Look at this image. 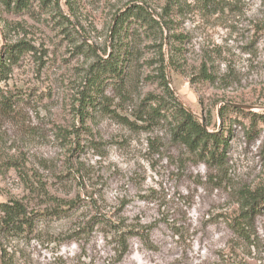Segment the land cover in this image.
Masks as SVG:
<instances>
[{
  "label": "rangeland",
  "instance_id": "1",
  "mask_svg": "<svg viewBox=\"0 0 264 264\" xmlns=\"http://www.w3.org/2000/svg\"><path fill=\"white\" fill-rule=\"evenodd\" d=\"M178 1L166 27L165 0H0V52L27 49L0 84V204L24 212L0 264H264V203L234 227L264 191V0ZM143 2L158 27H116ZM177 105L221 165L173 136Z\"/></svg>",
  "mask_w": 264,
  "mask_h": 264
},
{
  "label": "trees",
  "instance_id": "2",
  "mask_svg": "<svg viewBox=\"0 0 264 264\" xmlns=\"http://www.w3.org/2000/svg\"><path fill=\"white\" fill-rule=\"evenodd\" d=\"M32 0H2V2L14 10H22L26 8ZM204 1V0H203ZM178 0H165L164 6L160 14H156L159 21L167 27V21L165 17L173 11V8L178 5ZM147 4L143 2V5H136L132 10H126L116 21V27L121 24L127 16L134 15L135 17H140L141 19L148 21L151 24H155L157 27L158 22L154 20L147 8ZM149 9L151 7L147 6ZM116 19V18H115ZM115 21V20H114ZM115 27V28H116ZM115 32V31H114ZM27 51L26 44L22 42H17L14 44H9L4 46L0 52V84L6 81V78L10 72V67L18 61L19 56ZM107 62H102L101 65L97 67L95 72L97 73H107L112 72L113 65ZM7 98H3L0 92V105H9ZM176 116L179 119L178 125L173 130V136L182 143L187 149L192 152H197L199 155H203L215 162L218 166L224 161V150L227 148L226 140L221 136H218L215 132H209L207 130L208 124L205 123V127H202L201 122H199L192 114L187 112L184 108L177 105ZM221 110V116H222ZM264 203V191L256 190L253 192H248L243 196L240 216L239 219L234 223V227L237 231H243L244 226H248L251 217L257 213L261 204ZM0 226L7 232L17 233L24 212L21 206L17 203L14 204H0ZM25 223V222H24Z\"/></svg>",
  "mask_w": 264,
  "mask_h": 264
},
{
  "label": "water",
  "instance_id": "3",
  "mask_svg": "<svg viewBox=\"0 0 264 264\" xmlns=\"http://www.w3.org/2000/svg\"><path fill=\"white\" fill-rule=\"evenodd\" d=\"M234 108H244V106H239V105H232ZM202 124V127L204 128L205 127V125L203 124V123H201Z\"/></svg>",
  "mask_w": 264,
  "mask_h": 264
}]
</instances>
